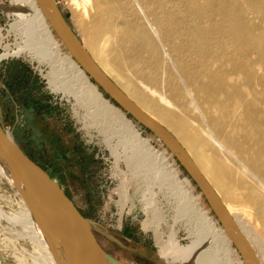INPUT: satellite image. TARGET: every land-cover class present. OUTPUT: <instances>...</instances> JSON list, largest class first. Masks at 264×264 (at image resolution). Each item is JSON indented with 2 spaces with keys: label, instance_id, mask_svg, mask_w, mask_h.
Segmentation results:
<instances>
[{
  "label": "bare ground",
  "instance_id": "6f19581e",
  "mask_svg": "<svg viewBox=\"0 0 264 264\" xmlns=\"http://www.w3.org/2000/svg\"><path fill=\"white\" fill-rule=\"evenodd\" d=\"M15 1L17 5L15 2L13 5L17 7L13 10L18 8L24 17L19 26H14L24 37L23 48L49 62L47 76L57 89L75 93L79 103L82 102V94L72 85L71 79H75L95 97L96 108L91 109L93 104L83 118L89 128L99 132L110 154L124 160L129 170L149 182L161 183L164 179L178 185L185 197L179 218L191 209L206 226L205 231L190 230L193 240L185 249L171 235L159 257L184 252L189 264H242L243 260L233 257L228 236L200 206L188 188L189 183H181L179 172L168 156L142 135L124 110L103 95L71 55L73 59H63L37 0ZM121 1L84 0L85 20L81 24L80 41L128 97L176 136L250 241L260 264H264V0L194 2L193 24L181 26V45L202 59L203 71L208 77L195 83L193 74L187 76L207 125L191 116L187 98L180 91L169 87L158 90L154 77L140 69L139 58L124 47L125 40H132L134 36L128 33L130 37L126 36L123 31L128 14ZM255 13L259 22L252 24L250 14ZM214 31H223L225 35L220 37ZM225 36L229 41L224 40ZM43 45L54 50L52 56L43 55ZM5 55L0 54V60ZM145 95L159 102L158 109L149 105ZM121 193L126 196L125 188H121ZM21 211V216L12 218L0 209L3 219L30 229L32 238L41 243L25 205ZM44 255L53 264L47 251ZM0 264H3L1 260ZM102 264L118 263L105 259Z\"/></svg>",
  "mask_w": 264,
  "mask_h": 264
},
{
  "label": "rangeland",
  "instance_id": "374dc122",
  "mask_svg": "<svg viewBox=\"0 0 264 264\" xmlns=\"http://www.w3.org/2000/svg\"><path fill=\"white\" fill-rule=\"evenodd\" d=\"M56 1L81 39L83 36L81 24L85 20L84 0ZM202 1L122 0L121 2L128 14L127 25H122L123 31L126 36L130 37L128 34L134 36L132 40H125L124 47L139 58L140 69L154 77L158 90L164 91L169 87L180 91L181 95L187 98L191 116L205 125L207 121L187 76L193 74L194 82L208 79V77L203 71L202 59L181 45L183 37L180 34L183 24H193L195 11L192 4ZM13 3L17 5L15 0H0V54H6L0 60L1 124L16 143L45 170L48 160L52 157L45 151L50 138L71 142L74 135H77L83 145L82 149L95 150L100 163L85 171L84 174L90 182L84 189L79 184L69 186L66 183L60 160H58L57 168L52 172L53 176L50 175L58 179L75 200L79 210L91 221L93 232L98 234L108 251L113 247L106 237L118 240L120 244L130 248L135 245L140 246L130 241V239H136L142 245L148 244L161 262L189 264L184 252L173 257H159V254L164 252L163 244L169 241L171 235H174L179 245L185 249L193 240L190 230H206L202 219L194 210L186 211L179 218V209L181 211L183 204L185 205L183 190L170 180L163 179L162 184L159 181H150V183L143 177L137 176L133 170H129L124 160L116 159L110 154L102 136L97 130L89 128L83 118L93 104L91 109L96 108L97 100L78 80L71 79L73 88L76 86L78 93L83 96V101L80 103L75 93L57 89L49 82L47 76L49 62L40 57L37 58L35 52L23 48L24 37L15 27L22 23L24 17L17 10L18 8L14 9L17 10L16 13L14 12L13 8L17 6ZM76 4L79 5L78 9ZM257 16L256 13L250 14L252 24L259 22ZM211 22L217 23V20ZM50 27L59 44L63 59L66 61L73 59L51 25ZM218 35L223 37L225 33L219 31ZM229 39L228 36L224 37V40L229 41ZM41 49L46 57L54 53L48 45H43ZM167 93L170 91L168 90ZM103 95L108 98L106 94L103 93ZM144 97L151 107L158 109L157 100L149 95ZM127 116L131 119L128 114ZM134 123L142 135L150 139L154 147L168 156L179 172L181 183H189L188 188L197 198L200 206L209 212L222 232L227 235L203 194L176 158L157 138L148 134L142 125L135 120ZM34 139L37 140L35 145ZM122 187L126 190L125 197L121 193ZM82 190L92 197L90 202L86 203L80 198ZM23 207L24 203L16 190L0 176V209L8 216L16 218L21 216ZM1 214L3 213H0V253L7 264H51L50 260L45 258L46 250L41 243L32 238L30 229L3 219ZM151 223H153L152 226ZM229 242L234 253L233 257L242 262L239 252L230 240ZM114 251L116 255L122 257L119 250ZM120 260L124 264H130L124 258Z\"/></svg>",
  "mask_w": 264,
  "mask_h": 264
},
{
  "label": "water",
  "instance_id": "95a60500",
  "mask_svg": "<svg viewBox=\"0 0 264 264\" xmlns=\"http://www.w3.org/2000/svg\"><path fill=\"white\" fill-rule=\"evenodd\" d=\"M37 2L60 42L91 80L110 100L165 145L195 182L244 264H260L250 241L176 136L128 97L97 65L56 0ZM0 176L23 201L40 235L41 245L52 257L53 264H102L105 259L124 264L102 248L95 237L91 221L83 215L60 183L16 143L1 122ZM0 260L7 264L1 253Z\"/></svg>",
  "mask_w": 264,
  "mask_h": 264
},
{
  "label": "flooded vegetation",
  "instance_id": "af4514ba",
  "mask_svg": "<svg viewBox=\"0 0 264 264\" xmlns=\"http://www.w3.org/2000/svg\"><path fill=\"white\" fill-rule=\"evenodd\" d=\"M36 143L37 140L34 139V145ZM82 147L83 145L80 143V138L77 135H74V138H72L71 142H64L63 140L57 138H50L48 140V148H46L45 151L46 153H50L52 157L49 155L51 158L49 157L50 159L48 160L49 162L47 163L46 170L53 176L52 172L55 168H57L58 160H60L61 169L66 177V183L69 186L79 184L84 189L85 186L90 182V179L86 176V174H84L85 171H88L91 166L99 164L100 160H98V154L94 152V149H82ZM40 150L44 151L43 149ZM56 180L59 182L58 179ZM60 185L76 204L75 200L71 197L65 187L61 183ZM80 195L82 196L80 198L86 203L92 200V197L85 193L84 190L81 191ZM77 207L79 208L78 205ZM94 234L102 248L118 261H121L120 259L124 258L130 264H166L156 258L155 251H152L148 244L142 245L139 243L140 241L136 239H130L132 243L136 242V244L138 243V245H140H135V247L130 248L120 244L118 240L106 237L108 242L113 247L112 250L108 251L105 247L106 245L102 243L95 231ZM115 249L119 250V252L122 254V257L116 255V251H114Z\"/></svg>",
  "mask_w": 264,
  "mask_h": 264
},
{
  "label": "trees",
  "instance_id": "16d2710c",
  "mask_svg": "<svg viewBox=\"0 0 264 264\" xmlns=\"http://www.w3.org/2000/svg\"><path fill=\"white\" fill-rule=\"evenodd\" d=\"M101 89V88H100ZM101 91L103 92V90L101 89ZM115 105H117L113 100H111ZM129 115V114H128ZM130 116V115H129ZM131 117V116H130ZM131 119H132V117H131ZM133 120V119H132ZM135 120V119H134ZM133 120V121H134ZM136 121V120H135ZM137 122V121H136ZM141 125V124H140ZM143 127V126H142ZM144 129H145V131L148 133V134H150V135H152V136H154L149 130H147L145 127H143ZM155 137V136H154ZM156 138V137H155ZM186 172V171H185ZM187 173V172H186ZM188 175V174H187Z\"/></svg>",
  "mask_w": 264,
  "mask_h": 264
}]
</instances>
